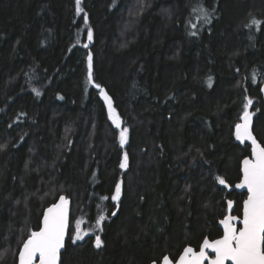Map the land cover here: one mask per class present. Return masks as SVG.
I'll return each mask as SVG.
<instances>
[{
    "label": "trees",
    "instance_id": "16d2710c",
    "mask_svg": "<svg viewBox=\"0 0 264 264\" xmlns=\"http://www.w3.org/2000/svg\"><path fill=\"white\" fill-rule=\"evenodd\" d=\"M80 7L0 0V264H17L23 240L63 194L73 204L69 236L78 219L90 233L68 238L61 264L176 260L187 245L222 235L229 199L242 214L246 193L218 178L233 186L251 155L235 137L247 99L264 145L257 76L264 0H81ZM89 53L94 81L129 131L125 146L88 82Z\"/></svg>",
    "mask_w": 264,
    "mask_h": 264
},
{
    "label": "snow or ice",
    "instance_id": "6c2138e0",
    "mask_svg": "<svg viewBox=\"0 0 264 264\" xmlns=\"http://www.w3.org/2000/svg\"><path fill=\"white\" fill-rule=\"evenodd\" d=\"M81 0H76L77 10L83 12L80 7ZM205 23L211 22V14L207 9L200 10ZM87 23V16L84 17ZM255 25L259 21L253 20ZM195 25H193L194 27ZM195 35V33H193ZM87 40H93L91 29L87 31ZM88 47L87 44L84 45ZM87 78L88 82L96 89H99L100 95L107 104L108 116L116 129H119V143L124 145L128 140V129L122 128V120L116 108L113 105V99L107 91L93 79V57L91 53L87 56ZM39 94V93H37ZM253 101L247 99L244 105L243 115L240 117L242 123L235 125V137L242 144L250 141L251 156L253 158H244L242 161V180L235 184L237 189L247 190V199L243 201L242 217L227 215L220 221L223 225V235L221 238L209 240L205 238L199 251L192 247H186L183 254L179 256L175 264H264V145L259 143L254 136L251 125L252 115L248 108ZM128 162L127 153L124 154L121 168H126ZM220 185L230 187L225 178H218ZM121 195V184L115 186V194L112 200L119 201ZM108 199V197H103ZM233 207V202H227L229 211ZM115 215V213H112ZM105 216L99 215L96 221V227L102 230V222ZM81 221L77 220L75 224L74 236L68 238L75 243L83 240L88 232L81 230ZM242 225L238 227L237 225ZM69 229V200L59 197L58 203H53L47 207L43 214V226L38 231H31L22 242V247L18 251V264H59L60 251L65 246V238L68 236ZM95 245L99 248L102 240L99 235L95 237ZM211 252L214 255H210ZM155 264V262H154ZM163 264H174V260L169 256L163 257Z\"/></svg>",
    "mask_w": 264,
    "mask_h": 264
},
{
    "label": "water",
    "instance_id": "95a60500",
    "mask_svg": "<svg viewBox=\"0 0 264 264\" xmlns=\"http://www.w3.org/2000/svg\"><path fill=\"white\" fill-rule=\"evenodd\" d=\"M261 92H262V96H263V99H264V84L262 85V88H261ZM249 112L251 113V111L249 110ZM240 123H242V120L240 121ZM254 124H255V116L254 115H252V125H251V130H252V132H253V134H254V136L256 137V139H257V141L259 142V143H261L260 142V140L257 138V136L255 135V133H254ZM240 142V141H239ZM244 143H248L249 145H250V141H245ZM262 144V143H261ZM263 145V144H262ZM244 158H253L251 155H249V156H246V157H244ZM243 158V159H244ZM243 159H242V161H243ZM242 161H241V171H242V167H243V165H242ZM242 177H243V173H242V176H241V179L238 181V182H236L235 184H237V183H239L241 180H242ZM235 184L233 185V186H230V190L231 191H236V192H238V193H246V194H248L247 193V190L246 189H237V188H235ZM60 196H64V197H66L68 200H69V229H68V236H69V231H70V224H71V218H72V210H73V204H72V201H71V199H69L66 195H60ZM59 196V197H60ZM59 197H58V199L54 202V203H58L59 202ZM245 199H247V196H246V198ZM244 199V200H245ZM229 200H231V199H229ZM228 200V201H229ZM232 202H233V207H232V209L229 211V209L227 210V213H226V215L224 216V218L227 216V215H234V216H239L238 214H235L234 213V211H235V201L234 200H231ZM53 204V203H52ZM52 204H50L49 206H51ZM49 206H47V207H49ZM47 207H46V209H47ZM46 209L44 210V213L46 212ZM242 210H243V206H242ZM43 213V214H44ZM240 217H242V214H241V216ZM224 218H222V219H224ZM221 219V220H222ZM220 220V221H221ZM220 221H219V226H220V228L222 229V235H223V225L222 224H220ZM43 226V216H42V221H41V226H40V228ZM238 227H241L242 225H237ZM39 228V229H40ZM38 229V230H39ZM38 230H36V231H38ZM222 235L220 236V237H217V238H215V239H218V238H221L222 237ZM68 236H66V238H65V246H64V248H62L61 249V251H60V259H59V264H61V254H62V252L65 250V248H66V244H67V240H68ZM207 239H209V240H212L210 237H206ZM203 242V241H202ZM201 245H202V243H201ZM200 245V246H201ZM192 247V248H194L195 250H197V251H199V249H200V247L199 248H196L195 246H193V245H187L186 247ZM185 247V248H186ZM184 248V249H185ZM183 249V250H184ZM183 254V251H182V253L180 254V255H182ZM209 254L210 255H214V254H212L211 252H209ZM167 256H169V255H167ZM170 257V256H169ZM171 258V257H170ZM178 259H179V257L176 259V260H174V264H175V261H178ZM17 264H18V261H17ZM152 264H154V262L152 263ZM155 264H163V259H162V261L160 262V263H157V262H155ZM205 264H207V262H205ZM229 264H231V262H229Z\"/></svg>",
    "mask_w": 264,
    "mask_h": 264
},
{
    "label": "rangeland",
    "instance_id": "374dc122",
    "mask_svg": "<svg viewBox=\"0 0 264 264\" xmlns=\"http://www.w3.org/2000/svg\"><path fill=\"white\" fill-rule=\"evenodd\" d=\"M257 76H259L260 78V82H262L263 84H264V71H257ZM121 118V117H120ZM122 120V119H121ZM122 126V125H121ZM128 139H129V131H128ZM127 143H128V140H127ZM126 143V144H127ZM126 144H124V145H121V146H125ZM78 220H80L82 223H81V230L82 231H86V232H88V235H89V233H90V231L87 229V228H85L84 227V222H83V220L82 219H78ZM76 224V223H75ZM75 234V233H74ZM87 235V236H88ZM87 236H85V237H87ZM84 237V238H85ZM84 240V239H83ZM83 240H78V241H76V242H81V241H83Z\"/></svg>",
    "mask_w": 264,
    "mask_h": 264
},
{
    "label": "bare ground",
    "instance_id": "6f19581e",
    "mask_svg": "<svg viewBox=\"0 0 264 264\" xmlns=\"http://www.w3.org/2000/svg\"><path fill=\"white\" fill-rule=\"evenodd\" d=\"M249 111V110H248ZM251 111V110H250ZM251 113H252V111H251ZM242 172V171H241ZM246 196H247V194H246ZM246 198V197H245ZM244 201V200H243ZM242 206H243V203H242ZM46 209V208H45ZM227 210H228V208H227ZM227 213V212H226ZM226 215V214H225ZM224 218V217H223ZM167 256V255H166Z\"/></svg>",
    "mask_w": 264,
    "mask_h": 264
}]
</instances>
